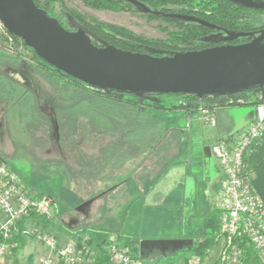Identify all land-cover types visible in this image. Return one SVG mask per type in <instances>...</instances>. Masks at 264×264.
Listing matches in <instances>:
<instances>
[{"label": "rangeland", "instance_id": "1", "mask_svg": "<svg viewBox=\"0 0 264 264\" xmlns=\"http://www.w3.org/2000/svg\"><path fill=\"white\" fill-rule=\"evenodd\" d=\"M37 2L40 6L44 4V0ZM60 2L63 6L55 4L52 15L66 27L65 11L79 15L90 25L121 28L149 40L166 41L169 33L174 31L169 22L150 18L144 13L95 10L79 0ZM0 54L9 58L18 56L20 61L16 66L0 64V83L7 82L8 78L7 83L11 85V82H19V77L22 81L19 83L32 91L38 113L37 121L31 122L32 119L18 112L14 104L0 97V158L19 176L29 195L50 198L54 213L43 229L29 228L26 221L29 218L24 219L21 229L28 234H21L18 237L20 242H17L14 232L1 264H28V259L32 264L38 262L45 255V246L34 238L33 231L39 230L52 237L51 222L54 220L56 225L58 223L66 229L76 225L84 228L77 238L84 235L89 238L93 263L96 258L103 257L100 252L105 245L112 243L111 239L135 257L138 255L132 251L143 240L186 238L196 242L201 239L203 221L217 210L216 201L224 180L212 170L211 162L210 165L204 163L203 149L225 137L222 134H230L233 118L242 116L247 112L245 109L215 110L216 128L199 120L186 127L187 119L177 111L164 112L162 118L168 121L161 141L153 149L157 153L162 149L160 162L144 164L134 173L146 156L130 161L125 167H114L109 161L114 154L110 150L117 146L124 133L122 123H116L114 134L96 132L86 120L73 125L66 123L58 113L64 106L57 100L52 87L29 67L34 64L31 53L1 33ZM158 98L165 107L180 100L178 97ZM48 110L56 115L57 134L50 116L45 113ZM162 167L163 172L159 171ZM177 167L183 174L174 183L160 192L153 190L158 178L166 179L168 174L165 173ZM202 174H208L206 182ZM132 175L135 177L130 179ZM188 178L193 181V190L186 192ZM208 181L214 182L208 186ZM119 183L121 186L115 188ZM63 238L60 236L59 245L64 244ZM210 250L214 257L216 249L212 246ZM186 254L180 251L167 257L154 255L159 260L144 261L166 264L172 260L175 263Z\"/></svg>", "mask_w": 264, "mask_h": 264}, {"label": "trees", "instance_id": "2", "mask_svg": "<svg viewBox=\"0 0 264 264\" xmlns=\"http://www.w3.org/2000/svg\"><path fill=\"white\" fill-rule=\"evenodd\" d=\"M33 1L49 17L56 19L68 31L75 30L71 27L70 18L73 22L86 28L98 40L116 49L131 53L148 54L153 57L201 51L222 45L221 43L216 44L208 41V38L220 35L224 31L257 35L264 30V11L244 8L227 0H137L149 10L148 13L144 14H147L150 18L164 19L174 27V31L169 33V38L166 41L149 40L113 26L90 25L79 15L65 11L63 14L68 23V27H66L52 15L55 4L63 6L60 0H44L43 6H40L37 0ZM79 1L84 6L95 10L140 12L134 5L125 0ZM168 14L194 17L212 25L214 28L195 22L170 19L165 16ZM11 38L31 53L34 64L29 67L33 73L35 72L52 87L57 100L64 106L58 110V113L61 114L66 123L73 125L77 121L86 120V122H90L94 131L109 134H114L117 131L116 123L123 124L124 133L117 146L110 150L114 154L111 155L109 161L114 167H122L138 157L146 156L157 146L162 139V132L168 121L162 118V114L166 111H177L185 120L197 118L199 108L214 112L217 109L228 110L240 107L248 112L251 109L254 110L264 97V86L252 88L235 95L207 96L203 98L172 94H145L138 97L107 92L85 85L54 69L41 61L20 39L14 36H11ZM250 40L251 37L248 36L239 38L230 44H244ZM92 42L96 46H100L99 41L92 40ZM17 54L19 53L17 52ZM19 62L18 56L9 58L0 54V64L16 66ZM6 81L9 82V79L7 78ZM7 82L0 83V97L8 103L14 104L18 112L24 113L32 119L31 122H36L38 113L32 91L26 90L22 83L11 82V86ZM162 96L168 98L178 97L180 100L165 107L158 98ZM156 98L157 100L154 101ZM231 136L229 134L225 137ZM120 149L122 151L119 152ZM162 152V149L158 150L156 156L160 158ZM0 160L2 161L1 158ZM244 164L246 169L253 174L254 178L250 179V183L264 204V136L249 148L244 156ZM31 218L39 219L35 215H32ZM43 221L47 222L46 220ZM23 222L24 220L17 224L15 234L17 242H20L18 237L22 234ZM218 223L219 213L216 210L203 221L201 239L193 242V245L183 252L205 257L218 235ZM132 252L144 260L139 256L138 248ZM100 255L103 257L96 258L92 264H111L108 256L103 251L100 252ZM145 260L155 261L159 259L154 255H150Z\"/></svg>", "mask_w": 264, "mask_h": 264}, {"label": "water", "instance_id": "3", "mask_svg": "<svg viewBox=\"0 0 264 264\" xmlns=\"http://www.w3.org/2000/svg\"><path fill=\"white\" fill-rule=\"evenodd\" d=\"M140 12L149 10L137 0H125ZM244 8L264 11V0H227ZM167 18L195 22L214 28L190 16L165 15ZM74 31L64 29L33 0H0V23L6 32L20 39L44 63L90 87L141 97L145 94L207 96L235 95L264 86V30L258 35L224 31L208 38L222 45L201 51L181 52L162 57L131 53L98 40L91 32L69 18ZM251 37L244 44L231 42ZM92 40H97L96 46ZM19 82H22L17 77ZM54 132L58 126L55 114L48 111ZM254 116L251 110L233 128L245 127ZM194 124L197 121L193 122ZM204 163L211 164L210 147L203 149ZM211 162V163H210ZM186 192L193 190L188 178ZM192 240H143L138 245L144 260L154 251L172 256L187 250Z\"/></svg>", "mask_w": 264, "mask_h": 264}, {"label": "built area", "instance_id": "4", "mask_svg": "<svg viewBox=\"0 0 264 264\" xmlns=\"http://www.w3.org/2000/svg\"><path fill=\"white\" fill-rule=\"evenodd\" d=\"M1 33L12 40L0 23ZM253 111L248 125L210 146L212 160L224 179L216 201L219 223L213 243L215 256H211L212 250L205 257L187 253L180 262L170 260L166 264H264V204L254 191L250 183L252 173L244 164L249 148L264 136V97ZM213 113L199 108L197 118L187 119L186 127L195 120L215 125ZM32 215L51 220L54 213L50 198L29 195L19 176L0 160V264L17 224ZM32 235L49 250L48 256L39 258L38 264H92L94 261L86 235L63 245L39 230ZM110 241L102 250L111 264H149Z\"/></svg>", "mask_w": 264, "mask_h": 264}, {"label": "crops", "instance_id": "5", "mask_svg": "<svg viewBox=\"0 0 264 264\" xmlns=\"http://www.w3.org/2000/svg\"><path fill=\"white\" fill-rule=\"evenodd\" d=\"M247 113H249V111L248 112H246V113H244L243 115H245V114H247ZM243 115L242 116H240V117H234L233 118V128L235 127V125L239 122V120L243 117ZM250 123V122H249ZM248 123V124H249ZM247 124V125H248ZM214 128H216V125H214ZM232 132H233V130H232ZM231 132V133H232ZM230 133V134H231ZM220 136H227V135H225V134H219ZM229 135V134H228ZM123 167H125V165L123 166ZM135 177V176H134ZM122 184V183H121ZM121 184L119 183V184H116V186H114L115 188L118 186H121ZM27 221V226L29 227V228H37V229H43L44 228V224H47V223H45L44 221H43V219H41V218H39V219H33V218H29L28 220H26ZM51 225H53L51 228H52V237L57 241V243H61V241H60V236H63L64 238H63V240L65 239V242H64V244L66 243V242H68V241H70V240H74V239H76L79 235H80V233L81 232H83L84 231V228H82V226H80V225H76V226H74L73 228H68V229H66V228H64L63 226H61V225H58V223H57V225H56V221L54 220V221H52L51 222ZM50 228V229H51ZM66 231V232H65ZM23 232V231H22ZM23 235V234H22ZM43 251H44V253H45V255H47L48 254V251H47V249L44 247L43 248ZM47 252V253H46ZM44 255V256H45ZM32 261H35V258L32 260ZM27 263L28 264H32L33 262H30V259H28V261H27ZM34 264H38V262H37V260H36V262H34Z\"/></svg>", "mask_w": 264, "mask_h": 264}, {"label": "flooded vegetation", "instance_id": "6", "mask_svg": "<svg viewBox=\"0 0 264 264\" xmlns=\"http://www.w3.org/2000/svg\"><path fill=\"white\" fill-rule=\"evenodd\" d=\"M48 111H45V113L47 114ZM156 153L157 152H155V150L154 151L152 150L149 154H147L146 157L144 158V160L142 161L143 163H140L136 167L134 173L138 172L141 169V166L144 165V164L145 165L146 164H150V165L153 164L154 165V164L160 162L159 157H156ZM212 164H213L212 170H215L217 176H220L219 170H218L217 166L214 164L213 160H212ZM162 170H164V167H162L159 171H162ZM165 174H168V177L166 179H161V178L159 179L158 178V180L156 181L155 187L153 189L156 192H160L162 189H165V187H167L171 183H174L175 179H177V177L179 175L183 174V171L180 168L177 167L176 169L172 168L171 171H167V173H165ZM133 178H134V175L130 176V179H133ZM202 178H203V181L206 182V180L209 179V176H208V174H202ZM125 181H124V183H125ZM213 182L214 181H208L207 182L208 186H210ZM85 206H87V205H85ZM179 239L189 240V239H186V238H179ZM153 254L162 257V255H161V253L159 251H154ZM163 257H167V256H163Z\"/></svg>", "mask_w": 264, "mask_h": 264}]
</instances>
